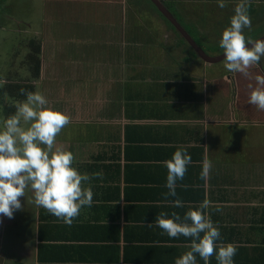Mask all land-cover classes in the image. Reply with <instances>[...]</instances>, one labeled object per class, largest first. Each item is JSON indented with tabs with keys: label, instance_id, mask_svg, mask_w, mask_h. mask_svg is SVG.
<instances>
[{
	"label": "crops",
	"instance_id": "crops-1",
	"mask_svg": "<svg viewBox=\"0 0 264 264\" xmlns=\"http://www.w3.org/2000/svg\"><path fill=\"white\" fill-rule=\"evenodd\" d=\"M82 1L64 0V3L68 6L76 2L82 4ZM160 1L168 9L165 1ZM238 2L227 0V6L220 8L217 0H170L178 14L201 20L213 28L218 27L226 12L234 14ZM189 8L192 9L191 18L187 14ZM253 8L261 15L255 19H263L258 20L255 28L263 26L264 0H251L249 12ZM90 13L93 11L88 9L72 13L70 21L63 18L62 29L66 26L68 30H79L70 35L71 41L60 35L62 30H44L45 36L52 33L54 38L48 41L50 45L44 41L39 43L42 69L39 77L41 73L49 72L42 55L51 43L60 44L62 49L65 48L62 51L70 52L67 63L70 73L75 74L71 77L67 73L60 79L58 76L51 79L60 85L54 88L52 96L53 106L70 115L71 122L67 128L69 131L75 128L76 134L73 136L62 131L63 140L58 144L67 148L71 145L69 150L73 148L72 152L77 156L76 166L81 169L78 170L93 177L88 184L94 193L92 205L82 207L69 226L34 203L28 208L30 214L19 217L18 226L7 246L6 239L1 236L3 233L0 234V264H41L39 252L42 245H51L47 251L61 253V258L71 254L76 260L61 264H175V260L189 250L191 241L180 242L178 239L167 242L168 234L155 229L158 225L155 221H148L147 217L153 219L155 213L173 207L171 202L180 195L181 188L204 189L205 197L210 201L206 211L213 223L219 225L221 241L237 245L235 264H264V111L248 105L247 98L242 101L251 110H246L239 98L246 96L244 89L239 87L240 78L237 79L232 72L222 75L223 61L214 65L192 56L189 62L192 68L195 67L193 72L192 68H188L191 71L185 69L180 62L175 64L176 59L171 60L164 49H160V55L154 59L138 52L136 60L133 50H128L126 57L118 55V60L104 58L103 61L102 50L98 47L92 51H96V55L100 52L101 58L90 60L91 63L99 60L97 67H81L83 62L77 61L73 53L77 52L74 49L79 48V44L82 49L84 45L87 47L90 33L79 27L83 24L80 19H86L85 16L97 19L95 13ZM251 14L252 20L255 14ZM109 15L111 19L115 18L114 14ZM126 24L122 28L124 37L128 32ZM93 26L98 27L94 46L104 44V34L113 36V33L99 29V21ZM130 39L129 34L126 40L132 47ZM194 64L198 68L205 67L202 69L213 77L212 81L198 76ZM211 65L215 68L212 69ZM53 75L57 73H52L51 77ZM137 81L145 84L141 87L143 93L138 89L136 93L129 92V85ZM15 82L14 78L10 81L11 84ZM154 89L160 93L154 95ZM238 89L242 92L239 93ZM90 110H96L98 115L94 118L96 123L91 125L90 120L83 119ZM108 113H111V119L106 118ZM120 121L121 125L118 124ZM83 145L88 146L84 148ZM181 145L191 155L192 163L187 168L185 182L177 181L176 197L165 196L169 189L166 187L168 170L164 162L171 159ZM97 148L101 151L98 152ZM88 149L89 154L84 152ZM77 154H82V159ZM205 159L212 164L207 179L201 178ZM190 167H193L192 171ZM106 170L110 171V178H106ZM96 172H102V178L95 177ZM195 194L191 193L192 196ZM138 195L140 199L142 195L147 198L136 200ZM152 204L159 209L148 208ZM163 206L164 209L161 208ZM137 218L146 219L135 221ZM149 223L152 227L147 226ZM132 228L151 240L154 237L160 239L133 242L139 248L133 251V260H128L126 248L130 247ZM114 237L119 240H113ZM105 245L113 248H103ZM150 246L157 247L156 255L146 252L144 247ZM79 249H82L78 251L82 256L74 252ZM197 264H204L198 255ZM209 264H217L215 255Z\"/></svg>",
	"mask_w": 264,
	"mask_h": 264
},
{
	"label": "clouds",
	"instance_id": "clouds-1",
	"mask_svg": "<svg viewBox=\"0 0 264 264\" xmlns=\"http://www.w3.org/2000/svg\"><path fill=\"white\" fill-rule=\"evenodd\" d=\"M217 2L220 8L227 6V0ZM250 6L251 0H239L219 42L225 54V68L249 78L250 69L264 57V39L246 37L244 32L251 28ZM248 103L264 111V75L255 76ZM70 122V115L55 108L40 91L26 92V100L16 104L15 114L7 117L0 129V216L13 218L14 212L24 207L20 198L28 187L34 190L37 206L69 226L82 207L92 205L94 193L88 184L93 177L78 170L72 151L56 144V137ZM164 163L169 189L165 196L176 197L177 181L184 179L192 163L191 155L181 145ZM211 168V161L205 159L201 178L207 179ZM94 176L102 178L103 173L96 172ZM171 203L174 208L185 206L179 198ZM209 207L210 201L205 198L183 216L175 211L157 215L156 224L169 237L191 238L189 250L175 264H197V255L204 264H209L213 255L217 264H235L237 245L221 241L219 225L206 211Z\"/></svg>",
	"mask_w": 264,
	"mask_h": 264
},
{
	"label": "rangeland",
	"instance_id": "rangeland-1",
	"mask_svg": "<svg viewBox=\"0 0 264 264\" xmlns=\"http://www.w3.org/2000/svg\"><path fill=\"white\" fill-rule=\"evenodd\" d=\"M3 1H5V3L2 5V8L0 10V97L3 96L4 98H6L5 105L1 106L3 110H5V107H16L17 103L23 102L15 99L11 100L12 93L9 90L10 88L8 84L10 83V81H13V78L14 81H16L15 83L24 84L27 83V81L30 82L31 84H33L36 90L43 93L47 99H50L49 101L52 103V105H54V98L52 96L53 91L54 88H59L60 85L56 80L51 79H55V77L57 76L60 79V76L65 77L67 73L69 75L71 74L70 66L67 63L70 60V52L62 51L65 48L62 49L60 44L55 45L51 43V47H48L47 52L42 55V58L45 61L44 66L47 67V70L49 72L41 73V77H39L38 79H33V75L29 71V69L32 70L30 62H27L28 56L32 53L31 48L29 46V41L31 39H36V43H41L44 41L47 42V45H50L48 41L50 39H53L54 36H51L52 33H47L48 35L45 36L46 33L44 30H48V32L62 30V32H60V35L65 37L64 39L70 40V35L75 34L76 31L79 30H68L66 26L62 29L61 26L63 25V23H65V21L71 20L72 13H82V11H87L88 9H91L93 13H95V18H97L89 19L87 16H85L86 19H80L83 23L79 27L80 30L83 29L84 32L90 33V35H88L89 38L87 47H85L86 45H84V48L82 49V45L79 44L80 47L74 49L75 51H77L73 53L75 54V58L77 59V61L83 62L80 63L82 64L81 67L83 65L85 67H97L96 64L100 63V61L97 60L94 61V63H91L90 60L95 58H101L99 55L100 52H98V55H96V51H92L93 48L98 49V47L100 50H102L101 56L103 57V61L105 59L118 60V55L126 57L128 55V50H133L132 54L135 56L134 59L136 60L138 52H142L143 56L148 59H154L155 57L160 55V49H164V53L168 51L169 58H171V60L173 58L176 59L175 64L178 65V62H180L182 63V66L186 67L185 69L192 68L190 59H192V56H196V54L191 50V48L181 41L182 36L177 33V29L171 23L164 19V17L160 14L159 10L152 3L151 0H83L82 4L78 3V1L74 4H69L68 6L64 3V0H1V3ZM192 9L189 8V13H187L190 18L192 17L190 15ZM171 11L175 13V18L178 20L181 26L187 32H190V36L202 46L203 50L208 55L219 57L220 55L224 54V50L219 46V42L222 39L223 31L230 26V19L234 14H232L231 12H226V17H223V20L219 21L218 27L214 28L211 25H207V23L204 24L201 20L196 21V24L199 25L202 30H204L203 33L207 35L205 37L202 36L203 34L200 35V33L195 29V27L191 26L190 24L188 25L181 16L176 14L175 10L171 9ZM110 13L114 14L115 18L113 17L111 19L109 15ZM124 15H126V17H124ZM76 17L78 18L77 15ZM63 18L65 21L63 20ZM98 21L100 23L99 29H101L103 32L106 31L113 33V36L104 34L106 36L102 37V42L104 44L94 46L97 42L96 35L98 32V27L93 26V24H97ZM257 22V19L253 20V22L251 23V28L244 30L245 33H249V35L245 34L246 37L250 36L253 39H261L264 37H262V35L264 34V25L260 27L257 26L255 28L254 25L257 24ZM125 24L127 26L126 30H128V32L126 31V37L129 34L131 35L130 40H132V47L129 46L130 42H128L129 40H126V37H124L123 34L122 28L125 27ZM39 36L43 37L40 38ZM57 37L59 39V36ZM179 43H181V45H179ZM134 46L136 47V49H134ZM129 47L131 49H129ZM89 48L90 50H88ZM103 48L105 49V51ZM196 57L199 58L198 56ZM214 65H211L210 67L214 69ZM193 66L196 65L194 64ZM194 68H192L193 72ZM196 68L197 70L195 69V73L198 76L202 77L203 79L206 78L205 80H208V82L209 79L212 81L213 77L211 78L208 74H206L205 70H203L205 69V67H202V69L196 66ZM52 73H57V75H53L51 77ZM228 73L229 71L224 66L222 70V75ZM250 73V78L245 77L244 75L239 73L234 74L236 75L237 79L240 78V80L238 79L239 87H242V89H244V91L246 92L245 98L241 96L239 97L240 101L246 98V101L248 100L252 91V87H255V76L264 75V57L261 58L258 65H255L250 69ZM74 74L75 73H72L71 77ZM213 74L214 73H212V75ZM47 76L48 78L46 79ZM44 78L46 79V81ZM18 80H20V82H17ZM74 83L72 84V89H74ZM142 85L145 87L144 83H139L138 81L136 82V84H130L129 92L134 91L136 93L138 89L139 93H143L141 88ZM250 85L252 87H250ZM238 92L240 93L242 91L238 89ZM152 93L155 95V93L158 94L160 92L154 89ZM148 94L149 93L147 92V95ZM248 105L250 104L248 103ZM248 105L247 103L245 104L246 110H251ZM12 110L13 111L10 114L13 115L16 109ZM95 111H87L83 117L84 121L90 120V125L95 124L96 122H94V118L98 116ZM246 114L249 117L248 111H246ZM6 117V115H4L3 117L2 111V114L0 115V129L3 128ZM106 118L111 119V113H108V117L106 116ZM118 124L121 125V121L118 122ZM118 124L117 126H119ZM25 127H27V125H25ZM67 127L68 126H65L61 130V132L63 131L64 134H72L74 136L76 134V129L73 128L71 129V131H69ZM61 132L56 137V144L57 146H62L65 149L69 150L71 145L67 148L64 144H58V142H61L63 140V133ZM75 139L77 140L79 138ZM86 146L88 145H83L82 147L85 148ZM76 149L78 150L79 148ZM97 151L99 152L101 150L97 148ZM84 152H87V154H89L90 149L85 150ZM87 154L85 157H88ZM81 155L82 154L79 155V158L82 159ZM75 156L76 155H74V157ZM75 160H77V156L75 157ZM22 199L25 200V204L34 205V190H32L30 187L26 188L25 196L21 197L20 200L22 201ZM25 204L22 205L24 206ZM19 215V210H16L13 214V218H8L7 216H0V234L3 233V235L1 236L7 241L5 243L6 246L13 238L14 231L18 226L19 217L21 216ZM18 231L20 233L21 228H19ZM24 245L26 246L25 243ZM27 248L29 250V246Z\"/></svg>",
	"mask_w": 264,
	"mask_h": 264
},
{
	"label": "trees",
	"instance_id": "trees-1",
	"mask_svg": "<svg viewBox=\"0 0 264 264\" xmlns=\"http://www.w3.org/2000/svg\"><path fill=\"white\" fill-rule=\"evenodd\" d=\"M165 1V4H166V6L168 7V9L171 11V9H173V7H172V3H170V0H164ZM5 3V1H3L2 3H1V0H0V10H1V8H2V5ZM173 10H175V9H173ZM175 12H176V10H175ZM171 13L174 15V16H176L175 15V13H173L172 11H171ZM250 15H252L251 13H254L255 14V16H254V18L251 20V22H253V20H255V17L259 14V13H257V11L256 10H254V8L253 9H251L250 10ZM262 13V12H261ZM0 14H1V11H0ZM161 14V13H160ZM176 14L177 15H179V16H181L183 19H184V21L189 25H191V26H193V27H195V29L198 31V32H201V33H203V31L204 30H202L200 27H199V25H197L196 24V20H194V19H189L188 17H186L185 15H181V14H178L177 12H176ZM162 15V14H161ZM163 16V15H162ZM259 16H261L260 14H259ZM164 17V16H163ZM258 18V17H257ZM256 18V19H257ZM164 19L165 20H167L165 17H164ZM257 20H263V19H257ZM168 21V20H167ZM178 21V20H177ZM169 22V21H168ZM170 23V22H169ZM180 24V23H179ZM181 25V24H180ZM192 27V28H193ZM194 29V28H193ZM177 33L178 34H180V32L177 30ZM188 34L190 35V32L188 31ZM204 34V33H203ZM246 35H249V33H245ZM180 36H181V34H180ZM181 41L183 42V43H185V44H187L189 47H190V45L187 43V41L182 37L181 38ZM179 45H181V43H179ZM200 45V44H199ZM29 46H30V48H31V54L28 56V59H27V62L29 61L30 62V66H31V68H32V70H31V74L33 75L32 76V78L33 79H38V77L40 76V72H41V60L39 59V55H40V53H41V45L39 44V43H36L35 42V40L34 39H31L30 41H29ZM191 48V50L196 54V56H198L199 57V55L196 53V51H194L193 50V48L192 47H190ZM32 66H34V67H32ZM28 83V82H27ZM27 83H24V84H20V83H13V84H8L9 85V90L11 91V98L12 99H15V100H20V101H24V100H26V92H29V91H31V92H35L36 91V89L34 88V86H33V84H31V83H29V84H27ZM26 84V85H25ZM21 89H24L25 90V93H22L21 92ZM5 100H6V98H4L3 96H1L0 97V115L2 114V111H3V117H4V115H6L7 117H9L10 115H12V114H10L13 110L12 109H14L13 107H5V110H3V108L1 107V106H4L5 105ZM16 112V111H15ZM15 114V113H14ZM5 120H6V118H5ZM194 166H196V165H193V167ZM193 167H190V170L192 171V169H193ZM112 172V171H111ZM110 178L111 176H110V171L109 170H106V178ZM183 181V180H182ZM183 182H185V181H183ZM183 182H181V184L183 183ZM201 183V185H202V183L203 182H200ZM140 190H142V189H140ZM196 193L195 194V196L193 195H191V193ZM138 197L139 198H137L136 200H138V199H140V195H138ZM147 197L145 196V195H142V197H141V199H140V201L141 200H145ZM177 198H179V199H181L183 202H184V207L183 208H174V207H167V208H165L166 210H165V212H167L169 215H171V213L173 212V211H175V212H177V213H179L181 216H183L188 210H190V208H193V207H195V206H198L201 202H203V200L206 198L205 197V192H204V189L202 188V189H189V188H181L180 189V195L179 196H177ZM176 198V199H177ZM127 199H128V197H127ZM156 199H154L153 201H155ZM148 208H151V209H154V211L155 210H157V209H159L158 208V206H154V204H152L151 206H149ZM161 208H163L164 209V206L163 207H161ZM164 212V211H163ZM157 215L158 214H154V216H153V219L152 218H150V217H147V220L148 221H155L156 222V217H157ZM142 219H146V218H137L135 221H140V220H142ZM153 223V222H152ZM155 229H161V228H156V227H154ZM162 230V229H161ZM131 239H129L130 240V247H127L126 248V259H130V260H133V251H135L137 248H139V247H137V246H135V244L133 243V242H135V241H142V240H150V241H155V240H159L160 238H157V237H154L152 240H151V238L149 237V236H143V234L141 233V232H139V230H135V229H131ZM167 239H168V241L167 242H176L178 239L180 240V242H185V241H191V238H186V237H184V236H178V237H176V238H172V237H167ZM113 240H115V241H118L119 240V238H117V237H114L113 238ZM162 240V239H161ZM50 247H52L51 245H50ZM49 247V245H42V247L40 248V252H39V260H41V264H61V263H64V262H67L68 263V261H73V263L74 262H76V260H75V258H74V256L73 255H71V254H69V255H66L64 258H61L62 256V254L60 253V254H53V253H51V252H48L47 251V249L48 248H50ZM103 248H108V249H112L113 247H109V245H105V246H102ZM145 248V250H146V252H148V254H152L153 256L154 255H156L157 253L156 252H154L155 251V248H157V247H154V246H150L149 248H147V247H144ZM74 251V250H73ZM78 251H82V249H79V250H75L74 252L75 253H78L80 256H82V254L80 253V252H78ZM83 253H84V251H83Z\"/></svg>",
	"mask_w": 264,
	"mask_h": 264
},
{
	"label": "water",
	"instance_id": "water-1",
	"mask_svg": "<svg viewBox=\"0 0 264 264\" xmlns=\"http://www.w3.org/2000/svg\"><path fill=\"white\" fill-rule=\"evenodd\" d=\"M152 3L157 7L159 12L180 32L181 36L187 41L190 47L199 55L203 61L208 64H216L225 60V54L219 57L209 56L205 51L197 44V42L188 34V32L179 24L173 14L165 7L160 0H151ZM261 39H264L261 38ZM251 46V45H249Z\"/></svg>",
	"mask_w": 264,
	"mask_h": 264
},
{
	"label": "flooded vegetation",
	"instance_id": "flooded-vegetation-1",
	"mask_svg": "<svg viewBox=\"0 0 264 264\" xmlns=\"http://www.w3.org/2000/svg\"><path fill=\"white\" fill-rule=\"evenodd\" d=\"M34 27V26H33ZM200 33V35L202 34L201 32H199ZM34 40H36V39H34ZM40 43V42H39ZM223 62H225V61H223ZM6 119H7V117H6ZM21 202H23L22 204H25V200L24 199H22V201ZM33 205L32 204H25L24 205V207L21 209V210H19V214L21 215V216H25V215H28V214H30V210L28 209V208H30V207H32ZM19 215V216H20Z\"/></svg>",
	"mask_w": 264,
	"mask_h": 264
}]
</instances>
